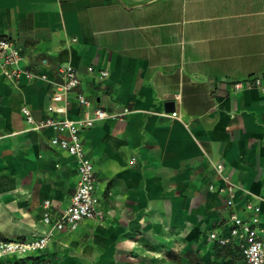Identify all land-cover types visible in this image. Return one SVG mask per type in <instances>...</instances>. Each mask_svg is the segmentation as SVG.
Instances as JSON below:
<instances>
[{"label": "crops", "instance_id": "0c3cea01", "mask_svg": "<svg viewBox=\"0 0 264 264\" xmlns=\"http://www.w3.org/2000/svg\"><path fill=\"white\" fill-rule=\"evenodd\" d=\"M0 34L19 46L22 67L47 74L10 81L0 73V213L9 231L0 237L41 233L42 201L58 213L74 192V158L50 144L52 129L29 130L20 110L48 115L52 80L69 63L77 90L121 115L80 133L106 214L56 233L32 255L64 251L65 264H244L207 234L227 231L215 163L264 197V92L232 88L264 80V0H0ZM88 65L107 76L97 79ZM74 95L71 118L81 112ZM245 195L237 193V207Z\"/></svg>", "mask_w": 264, "mask_h": 264}, {"label": "built area", "instance_id": "2783aa9c", "mask_svg": "<svg viewBox=\"0 0 264 264\" xmlns=\"http://www.w3.org/2000/svg\"><path fill=\"white\" fill-rule=\"evenodd\" d=\"M22 54L19 46L8 36L0 34V73L10 81H16L20 76L27 78L46 79L44 72L34 71L20 65ZM88 73L94 74L97 79L107 76L105 68L86 67ZM81 78L77 70L69 63L60 64L57 68L56 79L52 80V91L46 107L48 115L35 119L27 106L21 107L29 130L50 128L54 134L49 142L75 160L77 183L70 202L55 213L50 199L41 203V222L44 230L34 236L7 239L0 237V264H7L10 257H24L44 249L56 233L71 232L77 229L84 220L101 221L105 218L106 210L103 199L97 193V178L93 164L86 154L81 130L92 127L96 122L112 115L102 106L96 105L82 91L77 90ZM234 91L242 88H256L264 92V80L259 76L234 81ZM74 92L76 102L81 107L78 117L68 116L70 93ZM171 114H175L172 112ZM133 162V160H131ZM215 171L220 175L222 184L216 191L222 195L228 214L225 218L226 233L218 229L208 232V239L216 246L235 249L244 264H264V225L261 224L264 197L249 195L237 183L232 181L228 174L223 173V165L215 163ZM210 189H215L211 184ZM237 193L242 196L244 203L237 207Z\"/></svg>", "mask_w": 264, "mask_h": 264}, {"label": "rangeland", "instance_id": "374dc122", "mask_svg": "<svg viewBox=\"0 0 264 264\" xmlns=\"http://www.w3.org/2000/svg\"><path fill=\"white\" fill-rule=\"evenodd\" d=\"M8 232V227L5 226L2 213H0V233L6 235ZM61 253H64V251L52 249L37 256L10 257L7 264H65V257Z\"/></svg>", "mask_w": 264, "mask_h": 264}, {"label": "water", "instance_id": "95a60500", "mask_svg": "<svg viewBox=\"0 0 264 264\" xmlns=\"http://www.w3.org/2000/svg\"><path fill=\"white\" fill-rule=\"evenodd\" d=\"M165 105V109L169 110V111H172L173 110V102L172 101H166L164 103Z\"/></svg>", "mask_w": 264, "mask_h": 264}]
</instances>
